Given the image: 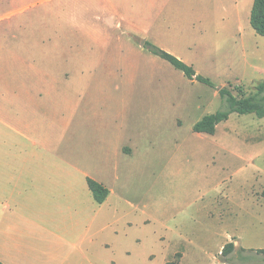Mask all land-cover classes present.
Returning a JSON list of instances; mask_svg holds the SVG:
<instances>
[{"label":"rangeland","instance_id":"1","mask_svg":"<svg viewBox=\"0 0 264 264\" xmlns=\"http://www.w3.org/2000/svg\"><path fill=\"white\" fill-rule=\"evenodd\" d=\"M253 1L0 0V205L27 242L80 217L97 264H264V117L194 130L264 81Z\"/></svg>","mask_w":264,"mask_h":264},{"label":"crops","instance_id":"2","mask_svg":"<svg viewBox=\"0 0 264 264\" xmlns=\"http://www.w3.org/2000/svg\"><path fill=\"white\" fill-rule=\"evenodd\" d=\"M89 177L91 176H86V181ZM111 193L110 189L105 202L109 203ZM105 202L97 203L104 205ZM56 208L63 209L64 206L58 205ZM8 210L9 203L0 205V260L4 264H97L89 255L91 225L87 222L84 226L80 217L74 218L71 222L67 220L48 222L45 230L47 236H50L47 238L50 244L47 242L44 244L27 242L17 226L6 219Z\"/></svg>","mask_w":264,"mask_h":264},{"label":"trees","instance_id":"3","mask_svg":"<svg viewBox=\"0 0 264 264\" xmlns=\"http://www.w3.org/2000/svg\"><path fill=\"white\" fill-rule=\"evenodd\" d=\"M250 23L258 34L264 36V0H254L250 15ZM146 44L154 53L168 60L174 67L183 71L190 79H197L211 84L210 79L198 74L192 65L186 63L177 55L155 46L149 41L146 42ZM255 89L254 93L246 95L241 86L238 87L237 94L231 89L223 88L220 91L221 96L228 103V107L205 115L194 125V130L199 133L215 134L218 124L227 120L233 112L240 114L251 113L260 118L264 117V81L260 82ZM87 181L95 201L98 203L105 202L110 194V189L94 178L89 177ZM235 247L236 245L234 242L227 243L223 248L222 255L227 256ZM259 252L264 253V249H260ZM0 264L4 263L0 260ZM166 264H179V261L176 259L170 260L166 262Z\"/></svg>","mask_w":264,"mask_h":264}]
</instances>
